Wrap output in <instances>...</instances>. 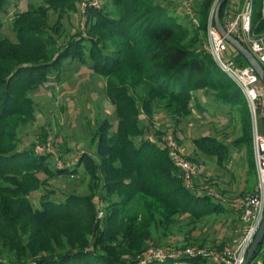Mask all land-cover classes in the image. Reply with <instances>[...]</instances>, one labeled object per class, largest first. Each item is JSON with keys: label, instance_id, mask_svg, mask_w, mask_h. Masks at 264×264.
<instances>
[{"label": "trees", "instance_id": "obj_1", "mask_svg": "<svg viewBox=\"0 0 264 264\" xmlns=\"http://www.w3.org/2000/svg\"><path fill=\"white\" fill-rule=\"evenodd\" d=\"M80 1L30 6L15 19L17 42L0 40V246L16 258L0 257V264H141L139 255L153 232L169 229L179 215L202 220L227 211L212 194L184 187L168 148L147 137L142 119H152L158 105L180 123L192 113L196 94L209 92L240 111L243 133L232 144L254 146L243 90L203 47L214 0H201L199 29L180 21L178 6L170 3L111 0V6H90L86 32L79 30L60 44L64 17L77 12ZM8 3L0 0V28ZM255 6L254 24L262 30L263 0H255ZM50 10L59 14L52 30ZM77 61L107 77L106 92L119 122L114 128L107 118L98 125L95 156L85 152L77 164L53 168L49 156L36 155L32 146L18 147L17 129L37 113L30 93L48 83L52 73L61 81L64 62ZM237 61L250 64L239 52ZM194 142L217 163L230 160L231 146L222 139L204 135ZM81 167L91 177L92 194L49 197V180L40 173L72 175ZM41 189L47 193L36 208L30 196ZM250 264H264V241Z\"/></svg>", "mask_w": 264, "mask_h": 264}, {"label": "rangeland", "instance_id": "obj_2", "mask_svg": "<svg viewBox=\"0 0 264 264\" xmlns=\"http://www.w3.org/2000/svg\"><path fill=\"white\" fill-rule=\"evenodd\" d=\"M159 1L166 5L169 3L174 4V2L176 3V1L179 0ZM45 2L46 0H10L7 13L2 14L0 40L2 41L9 38L17 42L16 30L14 28L16 17L30 6L38 4L42 5ZM99 2L101 5H103V3H108L109 6H111L112 4L111 0H100ZM78 6L79 8L77 12L67 14L64 17L63 29L59 32L60 34L57 35L58 40L61 42L60 44L67 42L68 39L79 30L83 32H86L87 30L83 29V26H81L84 15L81 10V1ZM180 6L181 0L179 2V7ZM179 9L182 10V8ZM49 13L48 20L51 27L50 30H52V26L57 22L59 14L55 12V10H50ZM179 19L183 23L187 22L185 18ZM230 48L232 49L231 52L235 54L237 53L235 48ZM62 68L61 81H57L54 73H52L48 83L41 85L37 90L30 93L29 96H31L35 103L37 113H35L34 119H28L25 122L19 123L20 127L17 129L19 138L17 143L20 149H26L27 147L32 146L35 151V148L39 145H49L51 146V150H47V152L52 153L45 155L50 157V164L53 168L59 167L61 169L77 164L81 155L85 152L95 156L97 151L96 144L98 135H96V132L98 125L102 124L107 118L114 122V128H116V125L119 122L115 113L116 108L113 106L108 97L109 95L106 92V83L108 82L106 76L103 77L98 75L92 71L88 65L80 61L71 64L69 62H64ZM136 92L141 95L143 94L140 89H137ZM203 105L201 106L202 108ZM213 105L215 107V104ZM204 107L207 112L204 111L206 113L203 112L201 115L203 118L201 125L196 124L197 121L200 120L196 117V113H194L195 110L196 112L198 110L195 107L194 111H192L189 117L184 121H181L180 123L173 121V124L170 126L168 125L162 131H158L161 139L168 133L170 134L173 132L182 146L181 141L184 142V135H187L186 138L190 140V137L193 138V136L195 137L204 132H209V129L216 130L218 121L222 123L219 131L224 132L225 139H233L236 135H242L243 130L241 129L240 122L242 116L237 107L231 108L227 106L226 110H231L232 112L229 115L226 112L223 113V111H220L221 114L219 115H222L220 116L221 118H215L209 115L210 108L207 104ZM212 110L214 111L215 109L213 108ZM157 111L163 112L165 115L168 113L163 105H158L155 112ZM261 118L262 117L259 118L260 128L262 127ZM142 120V125L146 126L147 130L151 123L145 119ZM147 135L149 136V134ZM148 138H150V136ZM151 139L162 144V142H159L160 140H157L154 137ZM242 153L244 157H246L245 164H247L249 172L248 179L254 184L257 181L258 174L256 165L254 167L251 165L252 162L255 164L256 160L254 150L250 147L247 151ZM186 157L188 159L191 158L190 160L194 161L197 166L199 173L197 183L199 188L202 189L207 186L211 187L215 194H218V196L224 200L226 199L225 202L228 205V202L231 201L226 197L223 190H221V176L216 175L215 172L213 173V176L211 174L206 175L202 172L205 169L210 170V168V171L213 172L216 165L215 159L210 157V155L204 154L201 157H197V155L192 153L189 156L186 155ZM201 158L204 160H201ZM70 174L47 177L46 174L40 173V178H47L49 180L50 189L52 190V194H50L49 197H52V199L58 197L63 200L69 193H75L77 195L93 193L91 188V177L85 173L83 167H81L77 173ZM221 175L223 178L226 177L227 180L231 179V174L228 172L225 176L221 172ZM45 193L47 192L44 189H41V191L33 193L30 196L31 201L36 208L42 207L41 196ZM112 199H117V197L113 196ZM101 204L103 209L107 205L105 202ZM232 213H234V221L230 223L225 220L227 213L224 212L207 216V218L202 220H195L190 216L179 215L176 218L175 223L171 225L169 229L155 230L153 232V238L148 248L153 246H173L174 248H178L200 245L206 247L211 246L222 250L232 243L237 235L236 229L238 228L237 218L239 213L236 212V210L232 211ZM98 217H100L99 214ZM0 257L8 258L10 260L16 259L15 255L4 245L0 246ZM191 263L192 262H190V264Z\"/></svg>", "mask_w": 264, "mask_h": 264}, {"label": "built area", "instance_id": "obj_3", "mask_svg": "<svg viewBox=\"0 0 264 264\" xmlns=\"http://www.w3.org/2000/svg\"><path fill=\"white\" fill-rule=\"evenodd\" d=\"M100 0H82L81 10L84 13L81 26L87 29L85 23V15L90 6L101 8ZM201 0H182V13L186 16L188 22L194 29H199L202 21L200 20L199 4ZM220 0H214L212 10L209 14V23L207 24L206 38L203 40V46L213 59L218 62L222 70L232 77L240 89L243 90L247 101L249 102L250 115L252 116L253 133V150L256 157L255 165L257 174V187L254 191L247 193L243 199L234 202H228L233 209H237L240 215V229L237 235L225 248L217 249L211 246L194 245L190 247L173 246L159 247L153 246L145 249L140 253V263H149L154 261L167 262L173 261L177 264H244L251 244L256 240L255 237L262 227L264 219V83L260 78L257 70L251 65H241L237 61V53L231 52L233 47L227 40L226 36L220 33L215 21L217 5ZM264 5V0H263ZM255 0H227L223 5L220 13V21L223 28L228 34H232L235 38L249 47V51L260 60L264 67V28L258 30L254 24ZM262 21L264 23V9L262 13ZM262 117V127L259 125V118ZM162 145L166 146L170 159L173 161L176 169L181 173L184 187L199 194H212L218 201L225 202L223 198L215 194L211 187L199 188L197 177L199 176L197 166L194 161L188 159L183 152L176 135L171 132L165 135ZM46 150V151H45ZM49 145H39L35 148L36 155H47L52 152ZM209 189V190H207ZM103 217V211L99 213Z\"/></svg>", "mask_w": 264, "mask_h": 264}, {"label": "crops", "instance_id": "obj_4", "mask_svg": "<svg viewBox=\"0 0 264 264\" xmlns=\"http://www.w3.org/2000/svg\"><path fill=\"white\" fill-rule=\"evenodd\" d=\"M182 1V0H181ZM179 1H176V3L174 2V4L172 5H176L178 6V10L176 11L177 14L179 15V18H185V20L187 19L186 16L183 15V11L181 9H179ZM180 10V11H179ZM188 22V21H187ZM198 101L194 102L195 106L193 107V110L195 109V107L198 109L197 112L196 110L194 111V113H196V117L199 118L200 121H197L196 124L201 125V121L203 120V118L201 117V115L203 114L204 111H206V108L204 107L206 104L208 105L209 109V115L215 117V118H221L219 115L221 114L220 111H223V113H228L230 115V113L232 112L231 110H226L227 106L223 105V103L218 102L217 100L214 99V97L211 95V93H206L205 91L199 92L196 94ZM210 96V97H209ZM211 99V100H210ZM206 102V103H204ZM202 103V104H201ZM204 104V105H203ZM215 104V107L214 105ZM203 105V108L201 107ZM201 107V109H200ZM215 109L214 111L212 109ZM218 111V112H217ZM207 112V111H206ZM204 112V113H206ZM147 120V119H145ZM148 122L151 123L150 126H148V134L150 137H154L157 140H159L160 137V133H158V131H162L163 129H165L168 125L170 126L171 124H173V121H175V119H173L171 116L168 115V113H163V112H155L153 115L152 119H148ZM222 125V123L220 121H218L217 125H216V130L215 129H209V132H204L202 134L196 135L195 137L193 136V138L190 137V140L188 138H186L187 135H184V142L181 141L182 146H183V152L189 156L192 154L197 155V157H201L202 155H204L205 153L200 152L197 149V145L194 142V139L197 137H202L204 135H210L212 137L215 138H220L222 139L226 144H229L231 147L230 149V160L228 162H226V164L224 163L223 165L217 163L218 160L217 158L215 159V169L213 170V172H211V168L209 169H205L204 171H202L203 173H205L206 175H212L215 172L216 175H220L221 176V185L222 188L221 190H223L224 194L226 195L227 198H229V200L231 202L237 201V200H241L243 199V197L245 195H247V193L254 191L255 187H257L256 183H251L248 179V169H247V164L246 163V157H244L242 152L247 151V148H238L235 144H232L233 141L236 138H240L242 135H236L233 139H225V134L223 131H219L220 126ZM153 126V127H151ZM180 134V132H179ZM148 136V135H147ZM148 136V137H149ZM181 136V135H180ZM187 139V140H185ZM186 145V146H185ZM207 155V154H206ZM211 157V156H210ZM201 160H204L201 158ZM252 165V164H251ZM221 172L223 173V175H227V172L229 174H231V179L227 180L226 177L223 178L221 175ZM214 174V175H215ZM210 178V177H209ZM224 203V202H223ZM226 204V205H225ZM227 211H225L224 213H227L225 216V220L227 222H232L234 221V217L232 211L236 210V212L239 213L238 215V221H237V229L236 231H238V229H240V215L241 213L237 210V209H233L232 207H230L229 205H227V203H224ZM229 225V224H227ZM228 243V242H227Z\"/></svg>", "mask_w": 264, "mask_h": 264}, {"label": "water", "instance_id": "obj_5", "mask_svg": "<svg viewBox=\"0 0 264 264\" xmlns=\"http://www.w3.org/2000/svg\"><path fill=\"white\" fill-rule=\"evenodd\" d=\"M227 0H220L218 3L217 7L218 9L216 10V15H215V21L217 22V27L220 30V33L226 36V40L234 46L238 50L239 53L243 54L244 57L249 61V65L255 68L257 70L258 74H260V78L262 79L264 83V67L261 64L260 60L255 58V56L249 51V47H247L244 43L238 41L234 35L228 34L225 29L223 28L222 21H220V13L221 10L223 9V5L226 3ZM255 241L251 244L249 251H248V257H246V261L244 264H250V261L252 260L253 256H255L259 246L262 244L264 241V219L262 221V227L259 229Z\"/></svg>", "mask_w": 264, "mask_h": 264}]
</instances>
